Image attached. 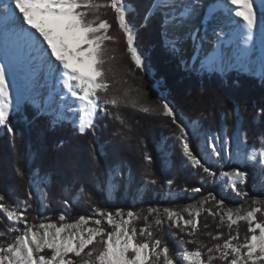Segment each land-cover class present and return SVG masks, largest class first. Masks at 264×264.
<instances>
[{
	"label": "snow or ice",
	"instance_id": "6c2138e0",
	"mask_svg": "<svg viewBox=\"0 0 264 264\" xmlns=\"http://www.w3.org/2000/svg\"><path fill=\"white\" fill-rule=\"evenodd\" d=\"M105 8L114 13L135 69L147 72L146 58L134 44L136 30L126 19L130 6L123 0H0V43L5 48V56L0 58V126L12 133L9 116L12 112L21 111L25 103L36 109V116L52 117L53 127L68 122L81 135L90 130L94 132L98 119L112 115L109 105L112 108L131 107L148 114H156L158 108V114L170 118L178 130L173 136L192 168L214 178L217 174L208 166L209 162L218 163L223 169L225 164L239 161L241 164L259 165L264 170V135L259 137V147L253 145L249 148L246 133L243 139L237 134L234 138L237 148L233 151L229 143L232 138H226V132L212 133L196 122H192L190 127L163 97L157 108H153L145 105V94L139 88L125 90L122 95H110L115 73L110 65L112 56L107 42H114L115 38L109 35L111 25L101 17L100 10ZM204 8L203 0H150L144 20L147 22L159 16L165 46L171 52L179 53L180 45L188 39L199 50L208 40L207 28L203 35H199L201 29L194 27L192 21L201 16ZM218 16L222 23L213 29L215 40L210 43L215 49L218 45L230 44L232 37H237L236 52L214 51L201 63V68L223 74L235 66L240 71L257 74L254 66L258 63V74L264 81V0H215L207 5L201 24ZM225 27H229L230 33L224 31ZM257 34L260 54L253 60ZM42 89L49 91L41 102ZM131 91L137 95H130ZM260 113H264V107ZM115 119L124 124L118 112ZM194 140L199 142V152L193 146ZM161 151L167 152V146H162ZM144 160L151 163L152 158L147 152ZM117 175L119 172L113 169L110 174L113 187L118 183ZM33 176L34 184L37 179L44 181L39 170ZM247 177L248 173L243 168H233L221 170L218 179L225 181L226 189L245 198L249 193L242 188ZM145 179L148 183L157 182ZM173 183L171 179L167 181L169 187ZM201 190L193 187L191 192L199 193ZM34 198V194L29 192L27 200L17 199L15 204H6L0 195V213L12 225H24L23 229L8 228L9 233L19 234L10 242L0 244V264H75L69 254L80 258V264H213L214 260L225 264H264V220L257 219L258 213L264 217V200L261 199H253L248 209L242 206L225 209L223 200L208 193L198 202L199 206L187 205L182 211L169 207L161 211L150 207L143 217L145 226L137 228L134 221L141 217L134 211L129 210L125 218L121 210L112 213L99 207L93 209L96 218L81 216L73 224H30L27 210L31 206L29 201ZM213 202L216 211L204 207ZM183 212L188 213V218ZM202 212H207L213 220L219 219L217 228L226 226L229 229V236L222 243L209 247L195 239L200 230ZM116 217L120 218L118 223ZM148 217H153L152 223L161 232L159 237L147 223ZM65 219V215L59 216L61 222ZM241 221L247 224L242 242L238 230ZM89 222L93 226L82 227ZM105 222L112 231L105 229ZM165 222L183 236L193 239L180 237L178 247L170 248L163 239ZM233 226H237L236 235H231ZM203 227L207 229L208 224ZM4 235L6 233L0 231V236ZM204 235L220 241L223 234L205 232ZM185 244H197V248L190 251L184 247ZM201 248L207 251L202 253ZM46 249L50 255L41 254Z\"/></svg>",
	"mask_w": 264,
	"mask_h": 264
},
{
	"label": "trees",
	"instance_id": "16d2710c",
	"mask_svg": "<svg viewBox=\"0 0 264 264\" xmlns=\"http://www.w3.org/2000/svg\"><path fill=\"white\" fill-rule=\"evenodd\" d=\"M123 2L130 6L126 19L136 30L134 44L144 54L148 71L135 69L114 13L111 9H101V17L111 25L109 35L115 38L114 42H107L112 56L110 65L115 73L110 95H122L125 90L139 88L145 94L143 102L146 106L157 108L163 97L189 124L196 122L212 133L226 132V138H232L230 147L237 134L243 139L245 133L249 148L253 145L259 147V137L264 135V113H260L264 107V81L256 74L239 70L227 69L222 74L207 69L193 71L184 68L178 53L165 46L159 16L145 22L150 0ZM130 95L137 93L131 91ZM108 107L112 115L98 119L94 132L90 130L85 135L79 134L68 122L53 127L52 117L36 116V109L28 103L21 107V111L12 112L9 126L13 132L9 133L6 127L0 126V195L4 197L3 202L15 204L17 199L27 200L28 193H33L35 198L29 201L31 206L27 210L30 224H73L81 216L96 218L93 209L99 207L112 213L121 210L125 218L129 210L134 211L141 217L134 221L140 228L145 226L143 217L148 208L179 210L186 203L201 201L208 193L223 200L225 209L231 205L248 204L253 199L264 200V170L260 167L234 162L225 164L222 169L220 164L209 162L208 166L217 174L215 178L209 177L188 164L173 136L178 130L170 118L158 114V108L156 114H148L131 107ZM117 112L124 120L123 125L115 119ZM162 146H167V152L161 151ZM193 146L199 152V142L194 140ZM145 152L151 156V163L144 160ZM233 168H243L248 173L242 188L249 193L248 197L241 198L232 191L221 190V183L217 182L219 173ZM113 169L119 172L114 187L110 177ZM37 170L44 181L37 179L38 189H34L32 180ZM145 177L157 182L148 183ZM256 177L263 184L256 181ZM169 179L174 181L171 187L167 184ZM193 187L202 190L193 193ZM40 192L45 197L43 213L38 201ZM204 207L217 210L214 202ZM60 215H65V221L59 220ZM115 219L117 223L120 220L119 217ZM257 219L264 220V217L258 213ZM152 220L153 217H148L147 223L159 237L161 232ZM218 223V218L213 220L207 212H202L200 230L195 239L209 247L222 243L228 238L229 229L226 226L217 228ZM204 224H208L207 229ZM12 226L24 227L23 224L12 225L0 213V231L6 233L0 236V244L10 242L19 234L8 232ZM103 226L107 231L113 230L106 223ZM162 227L166 233L163 239L170 248L178 247L180 237L193 239L183 236L167 222ZM238 230L242 242L247 224L239 222ZM205 232L222 233V239L213 241L204 235ZM236 234L237 226H233L231 235ZM184 247L191 251L197 248V244H185ZM201 251L207 249L201 248ZM69 257L75 264H80V258ZM213 264L225 262L214 260Z\"/></svg>",
	"mask_w": 264,
	"mask_h": 264
},
{
	"label": "rangeland",
	"instance_id": "374dc122",
	"mask_svg": "<svg viewBox=\"0 0 264 264\" xmlns=\"http://www.w3.org/2000/svg\"><path fill=\"white\" fill-rule=\"evenodd\" d=\"M201 15H202V12H201ZM200 20V18H198V20H197V23L199 24H201V20ZM211 22V21H210ZM210 22L206 25V26H203L202 24H201V26H199V28L202 30H204L205 28H207V33H208V40H206L205 42H204V44H203V47L202 48H205L207 45H209L210 43V41H213V40H215V37L212 35V32H213V29L214 28H218V26L222 23V18L220 17V18H216L213 22H211V24H210ZM210 24V25H209ZM209 25V26H208ZM200 34V33H199ZM162 38H163V41H164V43H165V39H164V37H163V35H162ZM5 56V53L3 52V50H1V48H0V58H3ZM178 56H179V59L181 60V63H182V61H183V63H182V66L184 67V68H191L193 71H199V70H203V69H207V68H201V63L202 62H204V60H200V61H197L195 58H192L191 59V62H187L188 60H186L185 58H184V56H183V54H182V51H180L179 53H178ZM233 63H235V60H233ZM255 71H256V77L257 78H259V79H261L260 78V76H259V74H258V65L256 64L255 66ZM228 69H232V70H238V68L237 67H235V66H233V67H229ZM240 71V70H239ZM242 72H244L245 74H250L248 71H242ZM42 91V93H43V95L41 96V97H39V99L41 100V102H42V100H43V98L44 97H46L47 95H48V91H49V89H42L41 90ZM58 99V98H57ZM21 107H24V104L21 106ZM177 113V115H180V116H182L183 117V115L180 113V112H176ZM183 118H185V117H183ZM186 119V118H185ZM189 123V122H188ZM192 126V124L190 125V127ZM241 137V136H240ZM242 139V138H241ZM165 141L163 140V143H164ZM232 148V150L233 151H235V149L237 148V144L234 142V144H233V146L231 147ZM209 152H210V149H209ZM215 158L213 157V160H214ZM234 162H238V163H240L239 161H233L232 163H234ZM213 164H216V165H218V163H213ZM241 164V163H240ZM245 164H247V163H245ZM241 165H244V164H241ZM256 167H259V165H256ZM256 181H259V178L258 177H256ZM217 182H220L221 183V190L223 191V192H225V191H231V189H226L225 187H224V183H225V181H221V180H219V179H217ZM260 182V184H263V182H262V180H260L259 181ZM37 183V185H38V182H36ZM36 183L34 184L33 183V188L34 189H38V187L36 186ZM44 200H45V198H44ZM38 201H39V203H40V212L41 213H43L44 212V210H45V201H44V207L43 208H41V202H40V199H39V197H38ZM199 202V201H198ZM198 202H189V203H186V204H184L182 207H180V209L179 210H177V211H182L187 205H197V206H199V204H198ZM243 207V208H245V209H248V208H250L251 206H252V201H250L248 204H244V205H242V204H237V205H231L230 206V208H236V207ZM229 208V207H228ZM227 209V208H226ZM183 215H184V217L185 218H188V213L187 212H183ZM106 223V222H105ZM107 224V223H106ZM90 226H93L92 224H91V222H89V224L88 225H84V226H82V227H90ZM42 231V230H41ZM69 231H71V230H69ZM42 255H50V252L46 249L45 250V252L44 253H41ZM71 254H69V256H70ZM220 261V260H219ZM220 262H224V261H220ZM184 264H187V262H184Z\"/></svg>",
	"mask_w": 264,
	"mask_h": 264
},
{
	"label": "bare ground",
	"instance_id": "6f19581e",
	"mask_svg": "<svg viewBox=\"0 0 264 264\" xmlns=\"http://www.w3.org/2000/svg\"><path fill=\"white\" fill-rule=\"evenodd\" d=\"M203 2H204V5H205V8L202 10V15L200 17H198V18H200V20H202L203 17H204V12L207 10V5H209L210 3L215 2V0H203ZM198 18L192 21V24L194 25V27L201 26L200 23L199 24L197 23ZM217 18H220V17L218 16ZM214 20L215 19H211V20L207 21L206 24H202V25L206 26L210 21L213 22ZM211 22H210V24H211ZM224 31L226 33H230L229 27H225ZM203 32H204V30L202 29L199 35H203ZM237 44H238V38L237 37H232V42L230 44H226V45H223V46L218 45L217 48L214 49L212 47V44L210 43L205 48H201V49L197 50L194 47L192 40L188 39V40L184 41L180 45V48H181V51H182V54H183L184 58L186 60H188L187 62H191L192 58H195L197 61H200V60H204L205 61L207 56L211 55L214 51H219V50H231V52L233 54H235L236 48H237ZM0 48L5 53V48H4L2 43H0ZM259 54H260V40H259V35L257 34L256 39H255V51H254L252 59L256 60L259 57ZM257 65H258V63H257Z\"/></svg>",
	"mask_w": 264,
	"mask_h": 264
},
{
	"label": "water",
	"instance_id": "95a60500",
	"mask_svg": "<svg viewBox=\"0 0 264 264\" xmlns=\"http://www.w3.org/2000/svg\"><path fill=\"white\" fill-rule=\"evenodd\" d=\"M207 70H208V69H207ZM208 71H210V70H208ZM178 116L184 121L185 124H187V125H189V126L191 125V124L188 123L187 119L183 118V117L180 116V115H178ZM36 186L38 187L37 183H36ZM44 198H45L44 195L40 192V193H39V199H40V201H43V203H41V208L44 207V201H45Z\"/></svg>",
	"mask_w": 264,
	"mask_h": 264
}]
</instances>
